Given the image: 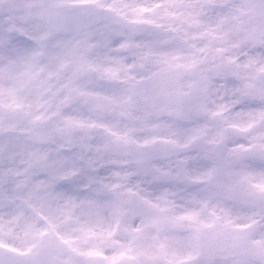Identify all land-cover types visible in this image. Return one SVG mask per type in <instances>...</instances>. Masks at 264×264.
Segmentation results:
<instances>
[{
    "label": "snow or ice",
    "instance_id": "snow-or-ice-1",
    "mask_svg": "<svg viewBox=\"0 0 264 264\" xmlns=\"http://www.w3.org/2000/svg\"><path fill=\"white\" fill-rule=\"evenodd\" d=\"M0 264H264V0H0Z\"/></svg>",
    "mask_w": 264,
    "mask_h": 264
}]
</instances>
